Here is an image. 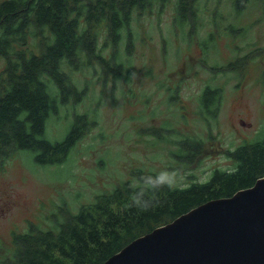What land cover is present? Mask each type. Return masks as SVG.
<instances>
[{
	"label": "rangeland",
	"instance_id": "obj_1",
	"mask_svg": "<svg viewBox=\"0 0 264 264\" xmlns=\"http://www.w3.org/2000/svg\"><path fill=\"white\" fill-rule=\"evenodd\" d=\"M177 1L135 14L134 37L118 49L121 74L104 75L99 65L75 71L74 80L88 92L65 105L69 113H87L89 126L69 160L40 164L25 149L8 158L0 170V264L14 258V233L27 232L32 224L55 227L139 166L174 173L175 185L206 181L214 169L232 166L227 149L263 139L264 0H251L239 18L230 13L235 0H196L202 21L192 35L198 22L173 18ZM96 30L105 45L107 26ZM111 49L104 51L107 56ZM200 56L206 58L202 64ZM4 66L0 55V70ZM207 85L223 89L216 106L203 105ZM64 116L49 119L48 137L67 134L76 117ZM186 137L204 145L193 162L179 157L181 146L187 151Z\"/></svg>",
	"mask_w": 264,
	"mask_h": 264
},
{
	"label": "trees",
	"instance_id": "obj_2",
	"mask_svg": "<svg viewBox=\"0 0 264 264\" xmlns=\"http://www.w3.org/2000/svg\"><path fill=\"white\" fill-rule=\"evenodd\" d=\"M96 1L0 0V55L5 58L0 70V170L21 149L31 151L40 164L69 160L89 126L87 113H69L65 105L88 92L86 85L79 87L73 74L82 66L94 65H99L104 75L121 74L124 61L118 49L124 39L134 37L130 25L135 14L165 2ZM237 1L245 9L251 3ZM196 5L193 0L191 6L181 9L182 22L195 13ZM244 12L242 8L232 15L239 18ZM102 24L110 33L103 46L96 30ZM198 26L199 22L191 35ZM31 39L36 43L31 44ZM108 45L112 47L109 56L104 52ZM213 99L205 97L204 102L215 106L218 101ZM62 113L76 119L62 139H52L47 136L49 119ZM160 132L162 137L167 134ZM183 142L187 151L181 146L179 157L193 162L203 151L202 140L186 137ZM227 155L233 160L230 168H216L206 181L175 185L171 190L165 186L155 192L144 191V180L159 173L139 166L133 169L132 177L82 203L55 227L32 224L29 231L14 233L16 248L9 264H103L136 237L209 199L251 186L264 176V138L227 149ZM138 196L149 202L146 210L134 205Z\"/></svg>",
	"mask_w": 264,
	"mask_h": 264
},
{
	"label": "water",
	"instance_id": "obj_3",
	"mask_svg": "<svg viewBox=\"0 0 264 264\" xmlns=\"http://www.w3.org/2000/svg\"><path fill=\"white\" fill-rule=\"evenodd\" d=\"M103 264H264V176L136 237Z\"/></svg>",
	"mask_w": 264,
	"mask_h": 264
},
{
	"label": "flooded vegetation",
	"instance_id": "obj_4",
	"mask_svg": "<svg viewBox=\"0 0 264 264\" xmlns=\"http://www.w3.org/2000/svg\"><path fill=\"white\" fill-rule=\"evenodd\" d=\"M172 2L173 0H165V2H164V4L163 5H165L167 2ZM193 3V0H192V2H189V0H178L177 1V3H176V5H177V9H176V13H175V16H173V18H176L177 16H179V13H180V11H181V9H187L188 8V6H191V4ZM235 3H236V8L235 9H233L232 11H230V13L232 14L234 11H237L238 12V10L239 9H244L245 10V6H243L242 7V5H243V3L242 2H238L237 0H235ZM237 5H239V6H241L242 8H238V6ZM157 8L159 9L160 8V4L157 6ZM197 8V7H196ZM199 8V7H198ZM198 15H200V14H198V13H193V14H190L189 15V18H187L186 19V21L185 22H189L190 21V19H192V21L193 22H201L202 21V19H200L199 17H198ZM183 21V20H182ZM183 23V22H182ZM233 23V22H232ZM182 25V24H181ZM206 54V53H205ZM199 59L201 60V64L202 63H204L205 61V59L206 58H204V57H202V56H200L199 57ZM198 59V60H199ZM226 68V67H225ZM235 70H237V69H235ZM238 72H240L239 70H237ZM263 83H264V74H263ZM170 87V86H169ZM171 88H173V87H171ZM205 90H207L206 92H205V94H204V92H203V94H202V101H203V105L205 106V107H208V106H211L209 103H205L204 102V98L205 97H211L212 99L214 98V99H217L218 97H219V99L217 100L218 101V103L216 104V105H218L219 104V101H220V98L221 97H223V89H222V87L221 86H219V85H216V87H213V86H211V85H207L206 87H205V89H204V91ZM180 97V96H179ZM213 99V100H214ZM215 105V106H216ZM243 125H247V126H250L251 124L250 123H246V121H244L243 120ZM264 138V137H263ZM188 183H191L190 181L188 182Z\"/></svg>",
	"mask_w": 264,
	"mask_h": 264
},
{
	"label": "clouds",
	"instance_id": "obj_5",
	"mask_svg": "<svg viewBox=\"0 0 264 264\" xmlns=\"http://www.w3.org/2000/svg\"><path fill=\"white\" fill-rule=\"evenodd\" d=\"M174 173L161 172L155 178L148 177L143 182L144 191L155 192L161 187L167 186L170 190L175 187ZM134 205L146 210L149 206L147 200H142L141 197H134Z\"/></svg>",
	"mask_w": 264,
	"mask_h": 264
}]
</instances>
